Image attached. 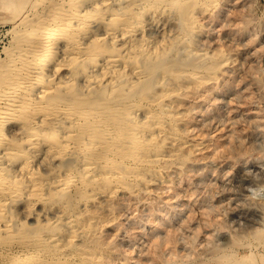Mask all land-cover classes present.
<instances>
[{
	"label": "rangeland",
	"instance_id": "374dc122",
	"mask_svg": "<svg viewBox=\"0 0 264 264\" xmlns=\"http://www.w3.org/2000/svg\"><path fill=\"white\" fill-rule=\"evenodd\" d=\"M4 1L1 73L12 63L23 28L16 23L24 15L33 17L41 5L31 0L24 10L11 12ZM115 1V10L121 12L132 0ZM132 3L144 26L132 37L102 42L104 47H123L128 64L105 77L98 73L101 81L93 88L80 79L74 91L81 97L103 91L105 97L113 83L123 84L127 105L121 111L137 101L140 105L134 117L119 113L116 122H105L100 134L117 136L122 127L132 131L137 125L154 132L157 124L165 125L163 134L155 133L137 149H113L105 160L108 147H96L73 118L42 117V129L60 128L59 143L69 147L64 154H54V145L34 153L31 167L46 188L36 191L22 177L21 188L0 204V264L22 255L19 240L25 238L47 264H264V0ZM155 62L162 64L159 71L143 74ZM133 88L138 91L134 96ZM148 111L154 113L149 120L144 117ZM5 124L10 138L30 131L14 119ZM23 161L13 164L12 174ZM117 170L119 176L112 175ZM69 175L77 184L65 191L62 185ZM3 219L12 223V231L2 229Z\"/></svg>",
	"mask_w": 264,
	"mask_h": 264
},
{
	"label": "bare ground",
	"instance_id": "6f19581e",
	"mask_svg": "<svg viewBox=\"0 0 264 264\" xmlns=\"http://www.w3.org/2000/svg\"><path fill=\"white\" fill-rule=\"evenodd\" d=\"M132 1L134 2L136 0H132ZM132 1L129 2V6L125 5V3L127 4V2H125L124 5L121 7V12H120V11H116L114 6H113V4H114L113 2H116L115 0H35L34 5H38V4H41V5L36 10V12H34L33 17L28 19V17L26 15H24L16 23L15 26L22 25L23 28L21 29V33H20V35L16 41L17 45L14 48L13 60H12V63L9 65V67L7 66L8 68H6V70H3L2 73L0 72V204H2L4 202V199L7 198L6 196H10V195H12V193H16L21 188V182H22L21 178L22 177L27 178L28 181L32 184V186L36 189V191L42 187V182L39 180L36 172L31 167V158H32L34 153H37L43 149L46 150L47 147H49V146L52 147L54 145L56 147L55 152H53L54 154L55 153L56 154L57 153L58 154H64L67 151V148L69 147L66 143L65 144L59 143L60 128L56 127L55 124L51 123L52 125L55 126L53 128H50L47 130L42 129V127L40 126V123H42V120H41L42 117H44V119H47V117H48V119H52V118L56 119L57 116L64 115L66 117L73 118L72 122H75V123H78L79 125H81L80 126L81 132H83L89 138H91L92 142L96 145V147L99 145H103V146L108 147V152L106 154L103 153L105 155V160L110 158V155L112 154L113 149L114 150L119 149V148L121 149V147H122V149H121L122 153L125 152L127 148H129V149H131V147L133 148V145H134V148L137 149L136 148L137 145L138 146L141 145L142 141L144 143L145 142L150 143L151 139L155 135V133L156 134H163L164 130L162 127L165 125L161 126L159 124H157V126L154 128V132H152L151 128L148 126L141 129L137 125L135 128H133L132 131H128V129H126V127H124V128L122 127L121 130H119L120 132L118 133L117 136H113V135L109 136V135H105L103 133L100 134L102 131H104V128H103L104 123L105 122H109V123L116 122L115 120H117V118H119L118 117L119 113L123 114L124 118L127 116L134 117L133 111H134L135 106H137L139 104V101H137V102L134 101L136 104H133V105L129 104L127 107H125V109H123V111H121V106L123 104H125V101H123V95L126 94L125 93L126 88H124L123 84L120 85V84L113 83L111 85V89L109 90V91H111L110 94L106 95L105 97L102 94L103 91L102 92L99 91L98 93L95 92V94H93L91 91V93L86 94L84 97L79 96L74 91L76 83L78 80L82 79L85 82L87 88H93V86L100 84L101 80L98 78L99 77L98 73L101 72V74L103 73V76L104 75L108 76L110 74V72L115 71V70H117L116 72H118L119 69L126 67V65L128 64V61L126 62V60L129 57L126 59V56L124 55V52H123V51H125L123 47L118 49L115 45H112L111 43L110 44L112 46L104 47L102 45V42L105 41L106 39H111V40L115 41L120 36L121 37H132L134 34H136V32L139 29H141V26H144L142 24H144L145 21L144 22L138 21L137 20L138 16L136 15L137 12L136 13L132 12V9H131L132 4L135 5L134 3H132ZM153 1H155V0H153ZM181 1L183 2V0H181ZM144 2H146V1H144ZM86 3H89V4L86 6L85 5ZM149 3H151V2H149ZM138 4H140V3H138ZM157 4H158V2H157ZM145 6H147V5H145ZM182 7H184V6H182ZM143 8H145V7L142 6V9ZM150 8H151V6H150ZM138 10H141V8H139ZM139 12H141V11H139ZM141 22H143V23L141 24ZM143 29H144V27H143ZM14 30H15V28H14ZM141 35H142V33H141ZM139 38H140V35H139ZM142 39H143V37H142ZM144 39H145V37H144ZM144 39H143V41H144ZM132 40H135V39H132ZM146 42L141 46H144V45L146 46ZM133 44H134V42H133ZM135 45H136V43H135ZM132 46H134V45H132ZM137 46H139V45H137ZM127 48L128 47L126 46V49ZM130 51H132V50H130ZM190 51H191V49H190ZM138 52H136V53H138ZM161 57H162V55L158 56V58H161ZM166 60H168V59H166ZM132 61H130V63ZM147 62H148V60H147ZM132 63H134V61ZM142 64H146V63H142ZM148 64L149 63H147V65ZM136 66L139 67L138 65H136ZM160 66H162V64L160 62H155V63L151 64V66H149L148 68L144 67L146 73H143V74L149 75L150 69L154 70V71L156 69L158 72L159 71L158 69L160 68ZM143 69H142V71H143ZM64 72H65V75H63ZM60 74H62V75H60ZM156 74H154V75H156ZM124 76L127 77L126 75H124ZM139 79H141V78H139ZM142 81H143V79H142ZM156 81H158V80H156ZM118 83H119V81H118ZM133 84H134V82H133ZM107 85H109V84H107ZM37 86H39L40 88L35 92L34 89ZM125 86H129V85L125 84ZM133 86H135V84ZM143 86H142V89H143ZM107 88H108V86H107ZM130 88H127V89H129V91H130L131 90ZM136 88L140 89L138 87H136ZM88 92H90V91H88ZM135 92L137 93L138 91L137 90L135 91L133 88V90L131 91L133 96L136 94ZM161 94H163V93H161ZM147 96H149V95H147ZM158 102H157V104H160ZM141 103H142V101H141ZM144 103H142V104H144ZM125 105H127V104H125ZM142 110L143 109H141L140 111H142ZM150 110H152V109H150ZM160 113H162V115H163L164 114L163 110ZM40 114H41V116H39ZM153 116H154V113L148 111L147 115H145L144 117L149 120V118H152ZM9 119H14L18 122H21L23 124V126L30 129V131L27 133L26 132L22 133L19 138L8 137L4 132V126L6 125L5 123ZM60 121H63V120L60 119ZM46 123H50V121L47 120ZM163 123H161V124H163ZM150 124H152V123H150ZM140 126L142 127V125H140ZM172 130H174V129H172ZM69 131H68V134H69ZM104 133H105V131H104ZM158 137H157V139H158ZM69 138H71V137L68 135V139ZM72 138L74 140V138H76V137L72 136ZM131 138H132V140H131ZM176 140L179 141V139H176ZM67 142H68V140H67ZM164 142H165V140H164ZM172 143H174V141ZM4 145H6V146L4 147ZM1 146L5 149L6 148H12L13 151L4 150L2 148L4 150L3 151V150H1ZM160 146H162V145H160ZM166 146H167V144H166ZM85 149H91V147L86 145ZM174 151H176V150H174ZM51 155H52V152H51ZM123 155L124 154H122L121 157H123ZM167 155H168V153H167ZM143 156H144V154H143ZM175 156H176V154H175ZM51 158H52V156H51ZM144 158H145V156H144ZM20 159L24 160L23 164L21 165V167H19V171L16 174H12L11 168H12L13 164H15ZM84 159H86V158H84ZM112 164L113 163H111V165ZM148 164H149V162H148ZM155 164H157V163H155ZM81 165H84V164H81ZM96 166H97V164H96ZM117 167L120 169L119 166H117ZM116 168H115V170H116ZM151 168H153V167H151ZM146 169H148V168H146ZM81 170H82V168H81ZM153 170H155V169H153ZM120 171H118V170L113 171L112 175L114 174L116 176H119L118 174L120 173ZM124 171H122V172H124ZM136 172H138V171H136ZM136 172H135V174H136ZM62 173H64V171L61 172V174ZM131 174H132V172H131ZM145 174H146V172H145ZM51 180H53V179L51 178ZM115 180H117V179H115ZM46 182H48V181H46ZM56 182H58V181H56ZM115 183H116V181H115ZM31 184H30V186H31ZM76 184H77V180H76L75 176L69 175L67 181H65V183H63V185H62V189L65 191H72ZM45 186H43V187H45ZM47 187L49 189V186H47ZM39 192H40V190H39ZM42 195H44V193H42ZM77 195H78V193H77ZM95 195H96V193H95ZM8 199H9V197H8ZM41 200H42V198H41ZM8 212H9V209H8ZM1 226H2L3 230H7V231L11 230L12 231V223H10L8 220H4L3 222H1ZM76 227H78V226H76ZM88 228L90 229V227H88ZM64 233H66L65 230H64ZM70 233H68V234H70ZM72 234L74 235V233H72ZM82 234H84V233H82ZM82 234H80V235L82 236ZM55 235H57V234H55ZM67 237H69V236H67ZM72 238H73V236H72ZM85 239H84V241H85ZM19 243L22 247V255L20 256L18 254L19 256L14 257V255H12V253H11V255L13 257H8L9 261L11 259V262H12L11 264H47L45 261L46 259L44 260L41 257L42 255L38 252V250L36 248H31V245H29V242L26 240V238L19 240ZM75 250H77V249H75ZM66 252L68 253V251H66ZM3 253H5V252H3ZM61 254H62V252H61ZM4 257H6V256H4ZM8 264H10V263L8 262ZM67 264H68V262H67ZM69 264H71V263H69Z\"/></svg>",
	"mask_w": 264,
	"mask_h": 264
},
{
	"label": "crops",
	"instance_id": "0c3cea01",
	"mask_svg": "<svg viewBox=\"0 0 264 264\" xmlns=\"http://www.w3.org/2000/svg\"><path fill=\"white\" fill-rule=\"evenodd\" d=\"M31 0H7L4 1V6L8 7V9L11 10V12H20L24 10L29 4ZM3 10L0 6V17L3 18ZM2 15V16H1Z\"/></svg>",
	"mask_w": 264,
	"mask_h": 264
}]
</instances>
